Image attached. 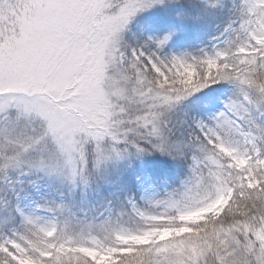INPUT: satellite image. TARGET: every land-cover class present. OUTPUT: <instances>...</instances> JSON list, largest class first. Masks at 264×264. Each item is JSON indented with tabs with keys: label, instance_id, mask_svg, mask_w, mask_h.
I'll list each match as a JSON object with an SVG mask.
<instances>
[{
	"label": "snow or ice",
	"instance_id": "1",
	"mask_svg": "<svg viewBox=\"0 0 264 264\" xmlns=\"http://www.w3.org/2000/svg\"><path fill=\"white\" fill-rule=\"evenodd\" d=\"M0 264H264V0H0Z\"/></svg>",
	"mask_w": 264,
	"mask_h": 264
},
{
	"label": "trees",
	"instance_id": "2",
	"mask_svg": "<svg viewBox=\"0 0 264 264\" xmlns=\"http://www.w3.org/2000/svg\"><path fill=\"white\" fill-rule=\"evenodd\" d=\"M211 36H212V33L210 32L209 35H208V37H207V39L210 38Z\"/></svg>",
	"mask_w": 264,
	"mask_h": 264
},
{
	"label": "rangeland",
	"instance_id": "3",
	"mask_svg": "<svg viewBox=\"0 0 264 264\" xmlns=\"http://www.w3.org/2000/svg\"><path fill=\"white\" fill-rule=\"evenodd\" d=\"M208 39H211V37H210V38H208Z\"/></svg>",
	"mask_w": 264,
	"mask_h": 264
}]
</instances>
